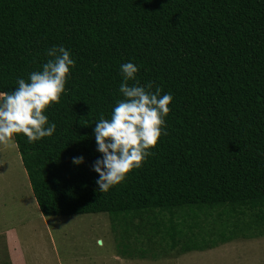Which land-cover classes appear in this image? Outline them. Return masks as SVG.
<instances>
[{
    "label": "trees",
    "instance_id": "1",
    "mask_svg": "<svg viewBox=\"0 0 264 264\" xmlns=\"http://www.w3.org/2000/svg\"><path fill=\"white\" fill-rule=\"evenodd\" d=\"M53 46L74 59L44 110L55 131L14 134L42 216L107 213L142 257L264 237V0H0V91ZM127 61L173 99L140 168L99 192L93 128L123 99Z\"/></svg>",
    "mask_w": 264,
    "mask_h": 264
},
{
    "label": "rangeland",
    "instance_id": "2",
    "mask_svg": "<svg viewBox=\"0 0 264 264\" xmlns=\"http://www.w3.org/2000/svg\"><path fill=\"white\" fill-rule=\"evenodd\" d=\"M122 226L107 213L42 216L14 140L0 143V264H264V237L142 257Z\"/></svg>",
    "mask_w": 264,
    "mask_h": 264
},
{
    "label": "clouds",
    "instance_id": "3",
    "mask_svg": "<svg viewBox=\"0 0 264 264\" xmlns=\"http://www.w3.org/2000/svg\"><path fill=\"white\" fill-rule=\"evenodd\" d=\"M50 57L41 70L29 73L28 80H16V87L0 91V143L14 140L22 133L29 142L49 137L55 124L48 121L44 110L59 102L65 92V83L74 59L63 46L47 50ZM122 81L119 93L123 99L116 102L110 118L103 116L95 123L93 135L96 150L100 153L93 165L98 178L99 192L124 181L132 169L140 168L162 134L165 117L169 112L171 93L161 95L159 87L151 91V83L140 85L136 81L138 67L131 61L120 65ZM133 81L131 85L127 82ZM83 156L72 158L73 165L83 163Z\"/></svg>",
    "mask_w": 264,
    "mask_h": 264
}]
</instances>
